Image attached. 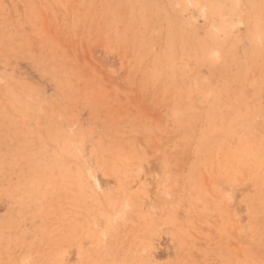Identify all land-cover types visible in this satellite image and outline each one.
Instances as JSON below:
<instances>
[{
    "label": "rangeland",
    "instance_id": "374dc122",
    "mask_svg": "<svg viewBox=\"0 0 264 264\" xmlns=\"http://www.w3.org/2000/svg\"><path fill=\"white\" fill-rule=\"evenodd\" d=\"M0 264H264V0H0Z\"/></svg>",
    "mask_w": 264,
    "mask_h": 264
}]
</instances>
